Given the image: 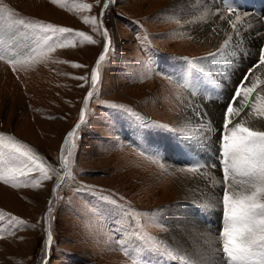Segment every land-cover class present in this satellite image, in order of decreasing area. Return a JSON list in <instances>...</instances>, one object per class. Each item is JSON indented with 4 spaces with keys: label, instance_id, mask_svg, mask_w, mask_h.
<instances>
[{
    "label": "rangeland",
    "instance_id": "374dc122",
    "mask_svg": "<svg viewBox=\"0 0 264 264\" xmlns=\"http://www.w3.org/2000/svg\"><path fill=\"white\" fill-rule=\"evenodd\" d=\"M195 1L181 0L171 7L172 0L111 3L102 17L110 35V50L101 64V82L85 107L84 97L91 90V68L103 50L104 40L103 29L93 31L82 21L83 17L100 18L103 0L101 4L97 0H60L66 5L63 8L50 0H5L20 17L82 31L97 43L81 44L82 38L70 33L66 38L76 46L58 48L44 61L18 66L16 71L0 61V132L30 147L46 165L64 176L55 195L53 188L58 181L51 171V179L41 181L39 187L30 183L38 173L21 177L29 183L19 188L0 182V264H149L151 259L155 260L150 255L154 252L169 264H193L188 255L163 238L161 233L170 226L158 215L178 202L179 182L165 167H189L176 161L177 152L173 150V143L187 141L182 134L191 131L185 129L189 125L180 123L178 117L185 106L199 108L204 119L194 118L195 126L191 127L200 129L196 136L208 135L215 147L217 127L223 121L216 124L211 118L214 114L223 117L226 99L230 98L238 75L243 73H232V58L242 54L254 62L259 42L264 45L260 22L261 39L232 40L223 55H210L218 53L221 45L184 33L180 30L181 17L170 13L187 2L195 5ZM79 4H89L91 9L75 7ZM258 10L264 13V6ZM236 11L242 17L252 12ZM32 39L30 34L17 36L20 43H31ZM152 57L167 61L166 67L171 71L184 69L182 72L189 71L188 61L195 57L201 72L218 81L222 88L216 96L200 92L193 95L156 69L155 66L165 65L157 64ZM228 58L232 63H225ZM77 64L86 67H75ZM85 76L88 83L75 79ZM82 108L85 122L65 144L67 133L79 122ZM132 124L139 126L133 130L138 136L136 139L133 135V140L128 134ZM62 145L64 155L72 153L68 157L71 176H65L58 162ZM191 145L206 154L197 138ZM211 151L208 152L213 154ZM213 164L216 168L211 170L216 177L206 172L215 180L208 197H220L222 177L214 154L207 165ZM208 197L202 205L209 208ZM49 200L53 201L52 211L47 213ZM221 208L219 205L218 220L212 216L214 223L208 229L214 234L212 237L201 239L181 226L179 235L182 242L185 240V247L193 246L198 237L216 248ZM18 221L24 224L18 225ZM46 228L52 235L47 252ZM149 242L159 251L148 247ZM123 248L129 250L128 256ZM209 258L214 259L212 264H219L215 255Z\"/></svg>",
    "mask_w": 264,
    "mask_h": 264
},
{
    "label": "snow or ice",
    "instance_id": "6c2138e0",
    "mask_svg": "<svg viewBox=\"0 0 264 264\" xmlns=\"http://www.w3.org/2000/svg\"><path fill=\"white\" fill-rule=\"evenodd\" d=\"M52 4H58L61 8L66 5L60 0H50ZM115 0H103L100 18L83 17V23L92 27L93 31L103 29V50L91 68L90 89L84 97V105L87 107L89 100L93 97L97 85L101 82V64L106 61L109 53L111 40L109 32L104 28L102 17L106 10ZM101 4V0H97ZM75 7L79 9H91L89 4H79ZM228 16L219 15V20L226 21L232 29L228 38L218 49V53L210 54L223 55V51L230 45L233 36L241 37V28L246 23L235 8L229 7ZM250 14L245 13L244 17ZM235 16V21H233ZM248 27L252 25L249 23ZM214 32L217 29H213ZM74 33L75 37L82 38L79 43L96 44L90 35L82 31H76L67 27H59L51 23L31 21L20 17L5 0H0V61L12 67L16 71L18 66H29L37 62L44 61L49 54L58 48L75 47V43L66 38V34ZM31 35V43H20L17 41L18 35ZM262 34L257 31L256 36ZM242 38V37H241ZM34 45V46H33ZM258 60L249 68L223 112V123L219 132V156L221 165L222 196L217 200V204L222 206V227L218 232V244L214 255L218 258L219 264H264V128L259 125L264 124V80L256 77V72L264 68V45L259 47ZM189 65L195 66L196 61H188ZM75 67H86L85 65H74ZM88 83V77H75ZM83 87V85H81ZM193 95L196 93L193 92ZM116 107V105H112ZM243 113V115H242ZM194 115L204 119V114L199 108L195 109ZM85 122V111L82 108L79 122L72 131L67 133L65 144L69 143V137H75L76 130ZM157 127H166L156 125ZM64 155L63 145L61 146L58 162L65 176H71L69 172V156ZM205 168L215 169L216 165H201L181 168L179 171H187L193 174L203 175ZM56 175L58 183L53 188V195L60 187L59 181L64 176L59 175L51 165H46L43 158L27 145L16 140L13 136L0 132V182L13 188L28 185V180H21V177H31L37 174L38 177L30 181L31 186L39 187L40 182L51 179L49 172ZM47 213L52 211L53 201L49 200ZM47 213L44 220L47 222ZM2 215V214H0ZM15 221V218H12ZM23 221H18V225H23ZM47 238L44 241V251L52 242V235L45 229ZM151 241V238H149ZM148 247L156 249L155 245ZM125 256L129 255L127 248L122 249ZM163 254V253H161ZM171 256V253H168ZM43 264V262H42Z\"/></svg>",
    "mask_w": 264,
    "mask_h": 264
},
{
    "label": "bare ground",
    "instance_id": "6f19581e",
    "mask_svg": "<svg viewBox=\"0 0 264 264\" xmlns=\"http://www.w3.org/2000/svg\"><path fill=\"white\" fill-rule=\"evenodd\" d=\"M177 2H181V0H172L170 7L172 5H176ZM221 2L222 0H197L195 1V5L193 4V2H187L175 8V10H167V12H175L176 14H178V16L181 17L182 25L180 26V30L184 33L189 34L193 37H200V39L207 38V40L205 39L206 41H210L214 43V45L220 46L223 43V40L228 38V34L232 33L231 26L226 21L219 20L220 14H223L225 16L229 15V12L221 7ZM236 2L238 4L239 0H237ZM256 5L258 9L261 6H264V2H260L259 4L256 3ZM236 9L238 8L236 7ZM249 14L250 15L246 18L244 16H241L242 19H246V23L241 28V37H249L251 39H255L257 37L256 32L260 30L261 19L259 18V16H257L258 14H254L252 12H250ZM233 21H235V16H233ZM249 23L252 25L251 28L248 27ZM214 28L217 29L216 32L213 31ZM259 32L261 34L263 33L262 31ZM186 37L189 38L188 36ZM241 37L233 36L232 40L242 39ZM257 38L261 39L260 37ZM241 55L242 54L237 55V59L232 58L234 62L231 65L230 69L234 71L232 73L244 71L251 65L252 62H250V59ZM225 63L227 64L232 62L229 61L228 58ZM243 64H246L247 67H244ZM256 77L258 78V81L264 80V68H260L256 72ZM194 113V107L185 106L184 111L182 110V115L178 117L180 123L189 125V127H186L185 129L187 131L191 130L190 132L182 134V136L187 140L182 141V144L186 148L192 149L201 156V158H198V161L201 165H207L211 161V157L213 156V154L209 153L208 151H214L215 147L214 144L211 143L208 135L196 136V134L198 133L197 131H199L200 129L198 127H191V125L195 126L194 118H196V116L194 115ZM211 120L217 121L215 123L218 124L219 121H223V117L214 114ZM262 125L263 124L259 126L262 127ZM195 138L200 141V145L203 147L202 149L206 151L205 155L199 153L197 148L194 147V145H191L194 144ZM172 158L173 160H175L174 157ZM165 168L168 169V173H172L176 176L177 182H179V192L177 194L178 202L176 203V205L174 204V207H168L158 213V215L160 217H163L170 226L169 229L161 234L164 239L170 242L171 245L175 246V248H178L179 251H182V253L188 255L189 258L193 261V264H212L214 259L209 257H214V245L213 247L207 246V242H202L198 237H196L193 246L187 245V247H185L183 243L185 240L183 242L181 241L179 229L182 228L181 226H183V228L191 230L196 235L200 236L201 239L214 236L213 233L208 232V229L214 223L212 216L218 220L219 205L217 204V200L219 197H216L215 195L212 197H208L211 193H209V190L211 188L214 189L215 180L212 175L206 172L213 173V176L215 177L217 174L215 171L209 170L208 168H205L203 170V175H192V173L190 172H182L175 169L173 170V168L169 167ZM221 191L222 190L220 189L218 193L220 194ZM207 197L208 201L206 202V204L209 206V208L204 207V204L202 205V202Z\"/></svg>",
    "mask_w": 264,
    "mask_h": 264
}]
</instances>
